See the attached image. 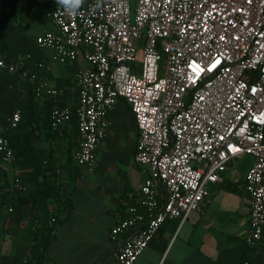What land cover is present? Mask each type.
I'll list each match as a JSON object with an SVG mask.
<instances>
[{
    "label": "built area",
    "instance_id": "1",
    "mask_svg": "<svg viewBox=\"0 0 264 264\" xmlns=\"http://www.w3.org/2000/svg\"><path fill=\"white\" fill-rule=\"evenodd\" d=\"M34 1L48 6L51 26L36 37L37 47L61 62L81 56L87 64L74 76L75 105L61 103L42 60L26 65L23 57H0V67L18 71L36 97L52 102L53 132L75 116V164L94 163L119 99L138 132L133 158L147 176L127 192L108 228L115 264H134L165 219L202 211L208 185L242 154L253 158L242 181L251 198L245 244L258 243L264 237V0H85L74 16L58 12L55 0ZM21 118L17 108L0 121L2 161L15 159L6 132ZM13 186L26 188L19 179Z\"/></svg>",
    "mask_w": 264,
    "mask_h": 264
},
{
    "label": "crops",
    "instance_id": "2",
    "mask_svg": "<svg viewBox=\"0 0 264 264\" xmlns=\"http://www.w3.org/2000/svg\"><path fill=\"white\" fill-rule=\"evenodd\" d=\"M47 7L40 8L34 0H0L1 57L8 61L23 57L26 65L42 60L50 83L60 90L61 103L75 105L74 76L86 67L83 58L61 62L49 57L52 51L44 56L33 52L36 37L51 27L45 15ZM17 108L22 116L17 143L32 132L31 144L46 167L54 171L51 179L62 195L59 202L47 200L61 221L41 264H115V243L108 239V228L115 222V213L124 207L127 192L137 189L147 176V168L134 162L138 132L128 105L122 99L117 101L94 163L86 168L74 163L79 167L74 178L65 163L68 153L73 155L72 145L77 148L76 125L71 121L60 133L53 132L49 101L36 97L18 71L0 67V121ZM117 148L125 160L122 168L105 172L96 159L101 150ZM250 165L235 160L220 181L209 184L210 202L202 211L190 212L183 221L165 219L134 264H264V237L254 246L245 244L251 198L242 181ZM31 170L21 155L15 154L13 161L0 160V264H34L39 231L47 218L28 177ZM16 179L26 188L16 189ZM9 207H13L11 213Z\"/></svg>",
    "mask_w": 264,
    "mask_h": 264
},
{
    "label": "trees",
    "instance_id": "3",
    "mask_svg": "<svg viewBox=\"0 0 264 264\" xmlns=\"http://www.w3.org/2000/svg\"><path fill=\"white\" fill-rule=\"evenodd\" d=\"M3 54V48L1 46L0 40V57ZM50 103V110L52 108V102ZM72 122L76 125L75 116H72ZM77 127V125H76ZM50 128V126H49ZM21 129V123H19L18 127L14 130L7 131V135L10 139V143L13 149L14 154L21 155L22 161L27 162L32 166V170L28 174L29 179L33 180L36 193L41 200V204L45 208L46 211V221L44 224V228L39 231V240L37 245V252L33 257L34 264H41L44 260V254L46 250L47 243L51 237L55 234L53 233L55 229V224H59L61 221L59 215L56 212V208L52 205V203L47 202L48 199L53 200V202H59L62 195L58 190V186L55 184V180L51 179V176L54 175V171L52 168L46 167V162L39 156L35 147L31 144V136L32 132L29 131L25 137V141L22 140L17 143V134ZM19 141V140H18ZM72 154L68 153L67 161L65 163V169L68 170L71 177H77V172L79 167L74 164ZM25 198L23 199V201ZM13 204H19V202L13 201ZM50 211L52 216H54V222L49 221Z\"/></svg>",
    "mask_w": 264,
    "mask_h": 264
},
{
    "label": "rangeland",
    "instance_id": "4",
    "mask_svg": "<svg viewBox=\"0 0 264 264\" xmlns=\"http://www.w3.org/2000/svg\"><path fill=\"white\" fill-rule=\"evenodd\" d=\"M33 52L35 54L38 53L40 56H44L45 54L51 53L50 50L45 49V48H39L37 46H33ZM51 54L49 55V57H51V59L55 60L53 53H51ZM57 61H59V60H57ZM65 62H67V61H65ZM116 130H117V127H115V131ZM72 150L75 151L74 145H72ZM117 151H118V148L115 150L112 149V151H110V152H106L104 149H103V151L101 150L99 157H97L96 161H98V164L100 166L105 168V172H113V171L117 172V171H119V169L122 168V164L125 161L124 157L122 155L123 153L121 151L120 152H117ZM236 160L237 161H243L244 160L246 163L251 164L253 161V158L249 154H242Z\"/></svg>",
    "mask_w": 264,
    "mask_h": 264
},
{
    "label": "clouds",
    "instance_id": "5",
    "mask_svg": "<svg viewBox=\"0 0 264 264\" xmlns=\"http://www.w3.org/2000/svg\"><path fill=\"white\" fill-rule=\"evenodd\" d=\"M84 2L85 0H55L58 12L62 11L70 16L76 15ZM97 7H99V4H97Z\"/></svg>",
    "mask_w": 264,
    "mask_h": 264
}]
</instances>
